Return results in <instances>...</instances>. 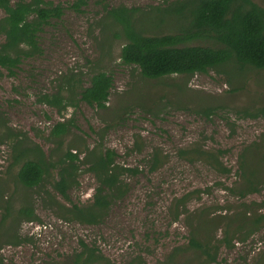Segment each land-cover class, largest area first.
<instances>
[{
  "label": "rangeland",
  "instance_id": "374dc122",
  "mask_svg": "<svg viewBox=\"0 0 264 264\" xmlns=\"http://www.w3.org/2000/svg\"><path fill=\"white\" fill-rule=\"evenodd\" d=\"M51 1L62 5L65 14L41 33L42 53L23 59L12 73L0 68V264H72L83 245L96 248L104 264H185L189 259L199 264L191 250L178 249L188 246L195 227L202 225L205 235L214 234V228L190 214L178 218L174 202L201 189L187 208L211 216L227 207L236 210L243 202L223 185L240 181L244 148L264 146V116H249L264 110V70L227 65L203 74L149 80L137 67L122 63L127 39L109 10L137 9L135 26L146 35L175 34L178 19L156 10L178 0H87L81 13L72 8L77 0ZM254 1L264 7V0ZM5 17L0 9V20ZM4 42L0 36V46ZM99 72L114 83L105 109L78 103V90L61 89L69 77L78 87H88ZM59 92L65 102L78 107L60 112L39 102L43 95ZM69 119L78 128L53 137L52 128ZM11 133L27 146L37 145L53 164L66 150L84 160L87 148L111 149L118 153L119 165L138 168L139 173L125 175L123 191L99 224L69 220L66 208L93 203L96 176L79 164V184L68 191V200L53 188L55 169L42 185L26 188L18 179L21 164L15 160ZM195 147L226 151L222 162L232 172L221 174L204 159L181 155L182 149ZM155 153L161 166L151 171ZM254 201H264V186L247 199L250 209ZM26 207L33 217L20 216ZM214 264H264V227L246 241L222 248Z\"/></svg>",
  "mask_w": 264,
  "mask_h": 264
},
{
  "label": "trees",
  "instance_id": "16d2710c",
  "mask_svg": "<svg viewBox=\"0 0 264 264\" xmlns=\"http://www.w3.org/2000/svg\"><path fill=\"white\" fill-rule=\"evenodd\" d=\"M87 0H77L72 8L81 13ZM0 9L6 17L0 20V36L5 42L0 46V68L11 73L17 69L23 59L42 53L40 35L53 21H61L65 9L51 0H0ZM158 14L176 17L180 23L178 33L168 35H146L135 26L137 9L120 6L109 10V17L114 24L123 29L127 43L122 47L120 59L128 66H135L143 77L149 80H159L175 75H195L208 73L227 65H233L240 70L251 67L264 70V7L254 0H178L168 8H159ZM67 92L79 91V102L90 107L105 109L113 89V79L105 72L95 74L88 87H78L73 78L65 80ZM61 92L53 95L45 94L40 103L50 107L77 108L72 101H64ZM251 118L264 116V110L249 113ZM248 116V117H249ZM2 113L0 112V121ZM75 127L73 119L58 122L51 131L55 138L64 136L69 128ZM15 138L14 148L17 152L16 163H20L18 179L26 188L34 189L51 176L56 170L53 188L65 200L68 191L78 185L80 165L87 166V171L96 176L98 185L89 205H73L66 208L69 220L97 225L103 219L102 213L109 207L114 198L123 191L125 175L138 174L139 169L127 168L117 162L118 153L111 149H86L83 160L79 153L66 150L56 164L48 162L43 150L37 145L27 146L17 139L19 135L11 133ZM264 146H249L240 154V181L232 185H223L237 201H243L236 210L231 208L215 212L214 216L206 210L191 212L187 203L201 194L199 189L177 197L174 202L180 218L190 214L199 219L201 224L213 227L212 235L202 234V225L190 232L188 246L180 247L179 251L191 250L199 264H214L217 262L222 248L230 249L237 242L246 241L252 233L264 227V201L252 202L249 208L247 199L261 193L264 186V166L255 162H264ZM226 151L216 153L201 147L184 148L181 155L189 158V154L200 160H205L217 172L230 174L232 170L224 165L222 158ZM151 160V171L161 166L158 153ZM80 164V165H79ZM20 216L33 217L29 207L20 209ZM221 231L222 236H217ZM176 258V253L172 261ZM72 264H104L102 255L96 248L83 245V250L77 253ZM185 264H192L191 259Z\"/></svg>",
  "mask_w": 264,
  "mask_h": 264
}]
</instances>
